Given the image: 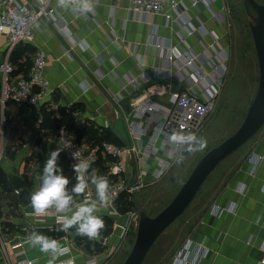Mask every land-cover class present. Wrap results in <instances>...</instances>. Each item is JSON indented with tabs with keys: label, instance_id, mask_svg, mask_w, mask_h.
Returning <instances> with one entry per match:
<instances>
[{
	"label": "crops",
	"instance_id": "0c3cea01",
	"mask_svg": "<svg viewBox=\"0 0 264 264\" xmlns=\"http://www.w3.org/2000/svg\"><path fill=\"white\" fill-rule=\"evenodd\" d=\"M21 1L29 7L38 4V0ZM129 4L130 0H100L93 11L82 13L72 8H62L52 1L51 5L59 14L56 22L41 19L33 28L32 43L14 47L9 55V41L0 35V63L9 56L8 62L14 69L16 81L26 76V67L32 54L37 50L44 53L47 62L44 78L50 92L36 106L9 103L4 111L7 125L3 144L6 150L0 170L6 182L4 185L0 183V218L3 224L0 242L5 244L13 261L27 258L45 263L51 259L50 254L42 253L38 247L23 241L33 230L43 235L46 232L33 226L27 227L33 221L25 217V213L32 207L30 203L29 206H22L18 195L26 191L28 197L31 191L39 187L44 163L51 152L58 148L55 131L40 128L39 109L43 105L57 119L62 109L68 110L74 106L77 109L74 117L78 127L86 121L90 122L100 130L110 131L121 146H127L132 143L127 132L132 121L131 111L139 104L142 91L149 84L142 77L141 66L150 83L159 82L163 86L162 93L152 97L151 101L165 107L172 105L175 94L188 88L184 78H188L193 69L201 74L211 72L213 78L218 76L217 71L211 70V55L204 50L210 38L195 34L186 38L189 47L182 44L184 52L195 57V68H185L180 74L181 81L174 78L176 64L166 60V49L152 52L149 41L156 31L157 40L164 46H178L183 32L181 27L166 23L161 16L136 14L129 10ZM220 9L221 4L215 5L210 11L196 7L187 13V17L194 26L203 23L205 29L213 31L220 37V45L224 47L227 24ZM27 48L33 52L28 53ZM65 51L70 56H65ZM134 79L138 82V89L131 82ZM196 89L201 93L200 87ZM123 101L128 102L129 113L121 106ZM155 117L159 118L160 114ZM80 141L88 145L84 140ZM145 143L143 140L142 145ZM189 152L190 148L186 153ZM253 154H264V129L245 144L241 154L232 158L226 169L236 161L234 169L228 171L219 185L206 195L199 210L192 212L180 225L184 231L182 240L162 264H170L174 254L187 240L201 242L205 239L209 255L201 264H257L264 257V159L251 176L248 160ZM58 165L67 176L64 161ZM101 173L96 174L100 176ZM153 173L152 167L145 178H151ZM131 174L132 168L128 161V179ZM238 184L246 186L244 196L236 194ZM68 189L71 190L69 185ZM228 202L237 203L235 214H226L221 218L209 216L208 210L212 205L224 206ZM58 234L60 232L56 231L49 236L65 246L62 234ZM218 234L222 236L216 241ZM19 243L20 246L12 248ZM83 249L78 245L72 250L76 264H84L89 258V251ZM0 264H5L1 248ZM147 264L158 263L150 261Z\"/></svg>",
	"mask_w": 264,
	"mask_h": 264
},
{
	"label": "built area",
	"instance_id": "2783aa9c",
	"mask_svg": "<svg viewBox=\"0 0 264 264\" xmlns=\"http://www.w3.org/2000/svg\"><path fill=\"white\" fill-rule=\"evenodd\" d=\"M57 0H38L35 7H29L21 0H0V35L5 36L9 41V52L23 44L32 43L33 28L44 18L55 23L59 14L51 2ZM189 4H186V2ZM221 0H130L129 10L136 14L157 15L163 17L166 23L178 24L182 33L178 46H165L156 38V31L152 33L149 41V47L152 52H163L166 60L176 64V73L174 78L181 81L180 75L185 68H195V57L187 54L182 49V44L188 46L186 38L198 34L201 38H210L209 43H205L204 50L211 55L210 65L212 72L217 71L218 76L213 78L211 72L201 74L197 69H193L188 78V88L175 94L172 98L170 107L161 106L151 98L162 93L163 86L159 82L150 83L149 77L143 72L142 77L146 83H149L142 91V97L139 104L131 111L132 121L128 125V136L132 140L127 146H118L112 143L104 142L101 145L88 146L83 141H76L64 128L55 131V138L58 148L63 151L60 154L64 160L65 172L71 176L76 183L75 173L72 166L79 161H86L89 164L88 173L85 180L88 188L84 194L73 195L72 208L75 210L85 198L96 200L95 186L91 183V173L104 176L109 182V200L106 205H98L99 211L94 213L96 216H105L111 220V232L107 237H100L97 244L103 249L100 253L89 251V258L84 264H107L115 253L123 246L131 232H136L138 227V212L135 206L136 192L150 184H154L165 178L167 173L180 161L182 156L191 147L189 144H180L171 140L173 135H195L197 139L202 133V123L213 111L215 102L219 98L224 77L227 73L226 63L229 60V54L224 47L220 45V37L213 31L205 29V25L200 23L194 26L187 13L196 7L204 10H212ZM93 10L100 0H90ZM180 47V48H179ZM65 56L69 55L65 51ZM5 61L0 63V164L5 159L4 128L7 120L4 111L9 103L20 106H36L50 92L48 82L44 78V69L46 59L43 52L37 50L30 58V68L25 77L17 81L13 77L14 69L8 62V56ZM138 89V82L131 81ZM201 88V93L196 88ZM160 114L159 118L155 115ZM154 123V125H153ZM261 129H264V125ZM143 140L146 141L142 145ZM132 158L136 166L135 177L131 184L127 176V163ZM264 159L263 155H251L249 158L250 171L252 176L260 162ZM153 167L154 173L149 182L144 181L147 173ZM71 192V190H69ZM237 195L244 196L246 186L238 184L235 188ZM124 198L121 200V198ZM30 205V204H29ZM28 205V206H29ZM237 203L228 202L224 206L212 205L209 210V216L221 218L226 214H235ZM62 213H57L50 209L46 215L37 216L33 214V209L25 213V217L31 219L33 223L27 224V227L33 226L46 233L50 237L56 231L62 233L67 247L71 253L58 257L55 264H76L72 256V250L76 248L77 243L73 234L68 229L60 231ZM70 215V213L68 214ZM50 220V223H47ZM3 229L2 219L0 218V232ZM28 231V229H24ZM115 235V246H108V238ZM221 234L216 236V241L221 239ZM28 237V236H27ZM23 241L25 242L26 238ZM52 238V237H50ZM205 239L201 242L187 240L181 248L174 254L170 264H201L209 255L206 248ZM21 243L12 246H20ZM0 248L3 253L5 264H48L40 263L38 259H17L13 261L7 252L6 246L0 242ZM84 250V249H83ZM264 257L257 264H261Z\"/></svg>",
	"mask_w": 264,
	"mask_h": 264
},
{
	"label": "rangeland",
	"instance_id": "374dc122",
	"mask_svg": "<svg viewBox=\"0 0 264 264\" xmlns=\"http://www.w3.org/2000/svg\"><path fill=\"white\" fill-rule=\"evenodd\" d=\"M255 1L264 5V0ZM218 4H221L220 10L226 18L227 41L224 48L229 54V60L226 63L227 73L224 77L219 98L215 102L213 111L202 123V133L199 138L206 140L207 143L204 148L183 155L164 179L143 187L136 192L137 200H139L150 217H155L171 202L197 162L208 151L218 146L237 131L257 90L259 79L258 64L249 28L250 19L244 12L242 0H221ZM244 146L217 165L184 213L153 244L143 264H147L150 261L162 264L167 259L171 251L182 240L184 231L180 225L185 223L192 212L199 210L204 204L206 195L219 185L221 178L228 175V171L234 169L236 161L231 163V166L227 168L228 170L226 166L232 158L241 154ZM149 179L150 177L145 178L144 181L149 182ZM172 228H174L173 233H171ZM171 234L172 236H170ZM135 236L136 232H131L127 237V241L107 264H123L134 244ZM115 243V235L108 238V246H115Z\"/></svg>",
	"mask_w": 264,
	"mask_h": 264
},
{
	"label": "water",
	"instance_id": "95a60500",
	"mask_svg": "<svg viewBox=\"0 0 264 264\" xmlns=\"http://www.w3.org/2000/svg\"><path fill=\"white\" fill-rule=\"evenodd\" d=\"M242 5L246 16L250 19L249 28L259 72L257 90L253 101L237 131L208 151L197 162L175 197L160 213L155 217L148 216L139 200L135 198V206L139 216L138 227L134 244L123 264H143L153 244L184 213L217 165L245 145L264 125V5L255 0H242ZM121 106L129 113L130 108L127 101H123ZM130 166L132 174L129 184L135 177L132 158H130ZM18 195L22 206H27L30 203V197H27L26 191H21Z\"/></svg>",
	"mask_w": 264,
	"mask_h": 264
},
{
	"label": "clouds",
	"instance_id": "9594fccd",
	"mask_svg": "<svg viewBox=\"0 0 264 264\" xmlns=\"http://www.w3.org/2000/svg\"><path fill=\"white\" fill-rule=\"evenodd\" d=\"M57 3L62 8H72L74 11L82 13L93 11L90 0H57ZM171 140L180 144H189L191 151L202 149L207 143L202 138L197 139L195 135L177 134L173 135ZM61 151H63L62 148H56L51 152L44 163L39 187L29 193L33 214L44 216L50 209H54L57 213L65 214L60 217L62 220L60 231H67L75 226L77 235L86 236L90 241H98L106 225L105 221L94 213L99 211L98 205L108 203V179L97 175L93 170L91 183L95 186L97 199L88 200L85 198L84 202L73 210V195L84 194L88 188L85 175L88 173L89 164L86 161H79L72 166L76 183L69 192V179L63 174L62 168L57 163ZM69 213L70 215H68ZM25 243L32 247H38L42 253L50 254L51 259L48 260V264H55L59 256L71 253L69 247L63 246L56 239L39 234L35 230L26 238ZM261 264H264V261Z\"/></svg>",
	"mask_w": 264,
	"mask_h": 264
},
{
	"label": "trees",
	"instance_id": "16d2710c",
	"mask_svg": "<svg viewBox=\"0 0 264 264\" xmlns=\"http://www.w3.org/2000/svg\"><path fill=\"white\" fill-rule=\"evenodd\" d=\"M28 53H32L33 50L31 48H27ZM30 68V62L26 67L27 72ZM77 112V109L72 106L70 109L65 110L62 109L60 111L59 118H55L50 111L47 110V107L43 105L39 109V114L41 116L40 128L46 131H56L59 128H64L69 134H71L76 141L84 140L90 146L101 145L104 142L112 143L118 146L120 145L119 140L108 130H100V128L91 124L90 122H85L82 126L78 127L76 125V118L74 117V113ZM58 164L63 163L62 155H59ZM69 179L70 188L73 187L75 181L71 176H66ZM6 182L5 175L0 170V183L4 185ZM124 198L122 197L121 200ZM105 221V229L102 230L100 237H107L111 232V220L105 216H99ZM70 232L74 236V240L77 245L83 247L84 249L100 253L103 249L97 244L96 241H90L86 236H79L76 234L75 226L69 229ZM62 233L60 232L59 235Z\"/></svg>",
	"mask_w": 264,
	"mask_h": 264
}]
</instances>
